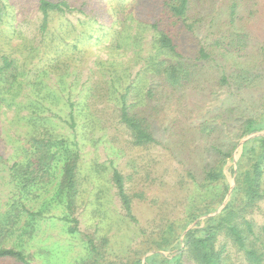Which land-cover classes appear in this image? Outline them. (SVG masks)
<instances>
[{
  "label": "rangeland",
  "instance_id": "rangeland-1",
  "mask_svg": "<svg viewBox=\"0 0 264 264\" xmlns=\"http://www.w3.org/2000/svg\"><path fill=\"white\" fill-rule=\"evenodd\" d=\"M39 1L2 0L0 55L16 67L0 80V247L21 250L30 264H83L90 234L105 238L107 256L119 261L138 247L140 229L150 233L217 195L191 176L200 180L231 150L226 160L237 161L242 122L264 114V0H191L196 27L181 34V51L192 60L203 46L211 58L177 89L153 70L161 56L151 24H161L163 0H51L72 11L50 13L44 30ZM125 85L155 143L131 144L119 123ZM44 129L72 149L77 143L78 195L68 217L76 222L65 220L56 195L60 161L50 180L28 189L10 173L28 157L31 135ZM113 170L123 177L136 222L125 215ZM261 188L249 215L255 230L264 224V173ZM70 226L77 231L69 233ZM234 251L228 247V264H242ZM0 264L23 263L0 257Z\"/></svg>",
  "mask_w": 264,
  "mask_h": 264
},
{
  "label": "trees",
  "instance_id": "trees-1",
  "mask_svg": "<svg viewBox=\"0 0 264 264\" xmlns=\"http://www.w3.org/2000/svg\"><path fill=\"white\" fill-rule=\"evenodd\" d=\"M190 6L191 0H163L161 24H151L157 32L153 40L158 57L161 56L154 62L153 70L172 89L195 80L203 67L200 61L207 62L211 58V50L203 46L197 47L196 58L192 60H185L186 55L181 51V34L193 33L196 27V20L189 12ZM38 10L42 15L41 29L44 30L50 13L71 12L72 8L65 1L40 0ZM4 14L5 6L0 0V22ZM15 67L13 58L0 55V80ZM129 91L130 86L125 85L119 97L118 121L127 129L131 144L142 146L155 143L147 118L139 115L128 101ZM68 120L73 127L72 111ZM250 134L255 135L239 145L237 161L226 160L225 157L232 156L231 150L205 168L200 180L191 176L200 190L217 188L219 191L214 198L205 199L179 219L161 220L150 233L140 229L142 239L138 247L119 261L107 256L103 248L105 238L96 241L90 234H85L83 240L89 255L83 264H181L183 258L194 264H228V247L235 250L242 264H264V224L255 230L254 222L249 218L263 197L264 114L259 118L244 119L241 140ZM54 136L48 130L32 134L28 157L22 163L14 162L10 173L22 189H28L50 180L53 169L60 161L56 195L62 199L67 210L65 220L76 222L75 218L68 217L74 212L78 195L80 154L76 142L72 149L68 140ZM112 181L125 215L136 222L132 215L131 196L126 192L123 177L117 170H113ZM76 231L75 226L68 227L69 233ZM0 257H11L30 264L27 255L12 247H0Z\"/></svg>",
  "mask_w": 264,
  "mask_h": 264
},
{
  "label": "water",
  "instance_id": "water-1",
  "mask_svg": "<svg viewBox=\"0 0 264 264\" xmlns=\"http://www.w3.org/2000/svg\"><path fill=\"white\" fill-rule=\"evenodd\" d=\"M254 135H255V134H250V135L244 137V138L240 141L239 145L242 144V143H243L244 141H246L247 139L252 138Z\"/></svg>",
  "mask_w": 264,
  "mask_h": 264
}]
</instances>
